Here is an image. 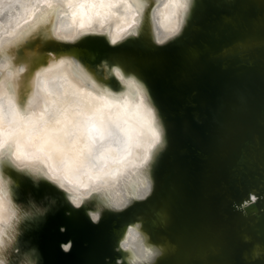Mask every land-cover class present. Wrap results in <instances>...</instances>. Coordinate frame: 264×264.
Here are the masks:
<instances>
[{
  "label": "water",
  "instance_id": "obj_1",
  "mask_svg": "<svg viewBox=\"0 0 264 264\" xmlns=\"http://www.w3.org/2000/svg\"><path fill=\"white\" fill-rule=\"evenodd\" d=\"M178 2L0 5V264H264V0ZM37 131L77 166L21 155Z\"/></svg>",
  "mask_w": 264,
  "mask_h": 264
},
{
  "label": "bare ground",
  "instance_id": "obj_2",
  "mask_svg": "<svg viewBox=\"0 0 264 264\" xmlns=\"http://www.w3.org/2000/svg\"><path fill=\"white\" fill-rule=\"evenodd\" d=\"M6 0H0V5H2ZM166 1L164 7H158L157 13L163 12L166 6L172 7L175 11L177 9H181V5L179 4L178 0H160ZM126 12L123 11L121 13V19L117 20L115 24V29L113 34L115 35H123L125 34V28L129 26L131 18L133 17V10L130 3L126 5ZM182 11V10H181ZM181 11L179 13H181ZM127 13V14H126ZM35 14L34 10H31V15L26 17L25 20H28L31 16ZM178 16L175 15L173 19H166L162 18L159 20V24L167 29V31H173L178 25ZM20 25H17L12 31L10 35H14L16 31L19 30ZM70 25L67 23H63L62 31H67V34L74 35L79 28L73 27L70 29ZM59 33V32H58ZM111 109L110 110H100L106 112V114L110 117H113L120 123H125L132 128L134 121L138 120L137 117L133 114L127 104H122L119 101L111 102ZM89 109V108H88ZM139 121V120H138ZM1 125V123H0ZM67 125L73 126V119L67 118ZM51 126V125H47ZM64 128V126L62 125ZM143 144H149L155 141V131L149 129L147 125H144L143 129ZM37 134L38 131L32 133L30 136H26L24 134H19L17 141H18V148L21 155L26 153L29 149H37L41 150L45 156H48L52 162L53 167H58L61 164L62 159H66L67 161L71 162L73 167L77 166L79 159L83 156L82 153L79 154L76 151H71L70 148L67 146V139L71 136L72 133H59L58 131L49 132L43 140V144L37 145L35 141H37ZM44 159V158H42ZM86 159V158H85ZM8 217L7 212V203L3 200H0V227L2 226L3 221Z\"/></svg>",
  "mask_w": 264,
  "mask_h": 264
}]
</instances>
